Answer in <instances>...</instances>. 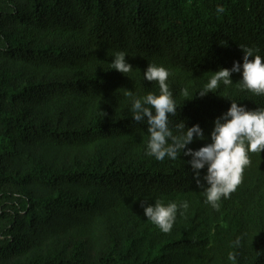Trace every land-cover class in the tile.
<instances>
[{"label":"trees","instance_id":"trees-1","mask_svg":"<svg viewBox=\"0 0 264 264\" xmlns=\"http://www.w3.org/2000/svg\"><path fill=\"white\" fill-rule=\"evenodd\" d=\"M241 46L264 55V0H0V264H264V152L217 210L207 167L198 184L191 156L146 155L126 95L158 94L143 74L168 68L171 124H199V149L232 100L264 107L242 72L197 93ZM119 51L128 74L111 69ZM156 200L189 202L170 232L144 216Z\"/></svg>","mask_w":264,"mask_h":264},{"label":"clouds","instance_id":"clouds-1","mask_svg":"<svg viewBox=\"0 0 264 264\" xmlns=\"http://www.w3.org/2000/svg\"><path fill=\"white\" fill-rule=\"evenodd\" d=\"M225 9L217 4L216 13L222 14ZM244 51L243 64L235 62L229 68H220L213 72L197 93L205 96L216 93L221 84L230 86L233 83L232 73L242 72L241 87L257 96H264V55L259 49L241 46ZM128 53L119 51L112 56L111 69L128 74L132 65L127 61ZM170 70L163 65L149 63L143 74L144 80L156 82L158 94L149 92L146 95H126L132 98V117L138 123L147 124L148 140L146 155L158 161L165 158L176 160L181 154L191 156V164L197 183H200L202 169L207 167L201 184L204 187L205 202L218 210L219 201L227 199L242 182L245 169L250 166L252 153L264 152V107L248 109L245 105L232 100L230 108L217 117L211 132V142L199 149L187 148L195 139H205V133L199 124L191 127L181 120L172 125L171 116L177 114V101L170 89L168 78ZM181 95L187 97L188 89H181ZM197 95V94H196ZM189 207L187 200L179 205L176 202L164 203L156 200L154 204L144 207V216L154 223L161 232H170L180 209Z\"/></svg>","mask_w":264,"mask_h":264}]
</instances>
